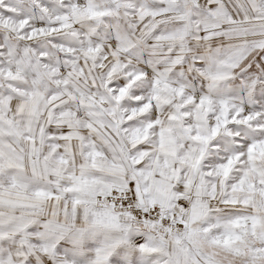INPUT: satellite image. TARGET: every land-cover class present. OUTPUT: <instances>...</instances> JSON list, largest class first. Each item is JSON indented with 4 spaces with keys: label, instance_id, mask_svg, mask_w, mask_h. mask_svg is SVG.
<instances>
[{
    "label": "clouds",
    "instance_id": "1",
    "mask_svg": "<svg viewBox=\"0 0 264 264\" xmlns=\"http://www.w3.org/2000/svg\"><path fill=\"white\" fill-rule=\"evenodd\" d=\"M0 264H264V0H0Z\"/></svg>",
    "mask_w": 264,
    "mask_h": 264
}]
</instances>
